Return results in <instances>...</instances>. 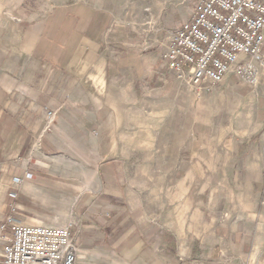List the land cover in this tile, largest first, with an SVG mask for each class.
<instances>
[{"label":"crops","instance_id":"1","mask_svg":"<svg viewBox=\"0 0 264 264\" xmlns=\"http://www.w3.org/2000/svg\"><path fill=\"white\" fill-rule=\"evenodd\" d=\"M24 2L0 1V264L17 224L68 227L77 264H263L264 156L245 159L236 189L214 187L222 172L202 156L174 188L137 187L102 87L118 97L163 82L152 74L169 70L164 54H116L117 19L93 0Z\"/></svg>","mask_w":264,"mask_h":264},{"label":"rangeland","instance_id":"2","mask_svg":"<svg viewBox=\"0 0 264 264\" xmlns=\"http://www.w3.org/2000/svg\"><path fill=\"white\" fill-rule=\"evenodd\" d=\"M201 1L93 0L117 19L118 31L111 35L116 54L123 55L133 47L155 57L164 54V59L171 35L186 21H191ZM27 3L29 0H25L24 4ZM249 62L254 73L241 75L239 67H235L226 75L231 81L225 83L224 79L221 84L209 86L202 92L177 73H171L169 65V70L152 74V78L164 75L163 82L151 83L145 89H141L139 83L134 91L120 90L118 97L114 89L103 84L102 93H112L104 101L108 104L107 113L111 111L110 105L117 109L106 123L119 125L117 133L123 157L132 171L131 183L155 195L160 189L174 188L186 171V164L182 162L198 156L215 158L212 166L222 172L223 177L209 181L214 187L236 189V185L244 182L240 179L241 173L249 166L243 164L245 159L264 156V147L260 145L264 131H256L264 124V65ZM50 111L54 113L51 121L48 119ZM44 115L45 131L51 133L57 114L45 107ZM201 132L204 134L199 146L205 141L207 148L199 152V147H192L194 138ZM35 163V159L31 160V165ZM16 185L20 187L22 181H17ZM259 189L263 191L264 207V176ZM11 220L12 217L8 222H13ZM6 228L7 225L1 226L3 231ZM262 231L264 242V228ZM261 254L264 256V247Z\"/></svg>","mask_w":264,"mask_h":264},{"label":"built area","instance_id":"3","mask_svg":"<svg viewBox=\"0 0 264 264\" xmlns=\"http://www.w3.org/2000/svg\"><path fill=\"white\" fill-rule=\"evenodd\" d=\"M165 59L200 92L235 67L241 75L254 73L249 61L264 65V0H202L171 35ZM53 116L48 112L49 121ZM3 256V264H77L70 229L45 224L14 225Z\"/></svg>","mask_w":264,"mask_h":264}]
</instances>
